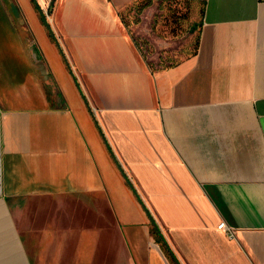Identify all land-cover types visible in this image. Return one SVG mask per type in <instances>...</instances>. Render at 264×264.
<instances>
[{"label": "crops", "instance_id": "crops-1", "mask_svg": "<svg viewBox=\"0 0 264 264\" xmlns=\"http://www.w3.org/2000/svg\"><path fill=\"white\" fill-rule=\"evenodd\" d=\"M129 1L38 0L61 52L0 7V264H264V3L206 0L153 70Z\"/></svg>", "mask_w": 264, "mask_h": 264}, {"label": "rangeland", "instance_id": "rangeland-1", "mask_svg": "<svg viewBox=\"0 0 264 264\" xmlns=\"http://www.w3.org/2000/svg\"><path fill=\"white\" fill-rule=\"evenodd\" d=\"M145 3L148 5L143 6ZM7 4L0 0V7H4L9 17V28L17 30L20 27L26 31L14 0H8ZM201 4L202 0H133L121 6L118 15L143 58L157 70L175 64L191 53ZM41 7L49 16V7Z\"/></svg>", "mask_w": 264, "mask_h": 264}, {"label": "water", "instance_id": "water-1", "mask_svg": "<svg viewBox=\"0 0 264 264\" xmlns=\"http://www.w3.org/2000/svg\"><path fill=\"white\" fill-rule=\"evenodd\" d=\"M35 8V10L37 11V13L39 14L40 16V19H41V22L43 24V26L45 27V29L48 31L50 37L53 39V41L55 42L56 46L58 47L59 51L61 52L60 50V46L57 42V39L55 37V34L51 28V25L49 24V21L47 20V15L45 13V11L43 10V8L41 7V5L39 4L38 0H30ZM85 104L87 105L85 99L83 98ZM108 147V146H107ZM116 165H117V168L119 169V171L121 172V175L124 177V179L126 180L127 184L132 188V185L131 183L129 182L127 176L125 175V173L123 172V170L121 169L120 165L116 162ZM139 202L141 203V201L139 200ZM142 205V208L145 212V214L147 215V218L149 220V223L151 224V226L159 233L160 237L161 234H160V230H159V227L155 221V219L153 218V216L151 215V213L149 212V210L141 203ZM169 254L170 256L172 257L173 261L175 264H179L177 262V260L174 258L173 254L169 251Z\"/></svg>", "mask_w": 264, "mask_h": 264}, {"label": "trees", "instance_id": "trees-1", "mask_svg": "<svg viewBox=\"0 0 264 264\" xmlns=\"http://www.w3.org/2000/svg\"><path fill=\"white\" fill-rule=\"evenodd\" d=\"M205 2H206V0H202L201 9H200V19H199L198 23L196 24L197 25V36H196V40H195V44H194L193 50L191 51V53H189V56H192V55L196 54L197 49H198L200 31H201L202 21H203V13H204ZM146 5H148V3H145L143 6H146ZM171 65H173V64H171ZM168 66H170V65H168ZM168 66H166V67H168ZM163 68H165V67H163ZM159 69H161V68H159ZM153 233L158 234V232L154 228H153Z\"/></svg>", "mask_w": 264, "mask_h": 264}, {"label": "built area", "instance_id": "built-area-1", "mask_svg": "<svg viewBox=\"0 0 264 264\" xmlns=\"http://www.w3.org/2000/svg\"><path fill=\"white\" fill-rule=\"evenodd\" d=\"M259 1L264 3V0H259ZM217 228H218L219 230L224 231V233H225L229 238H234V234H233L232 229H230L229 227H227V226L225 225L224 222L219 223V225L217 226Z\"/></svg>", "mask_w": 264, "mask_h": 264}]
</instances>
